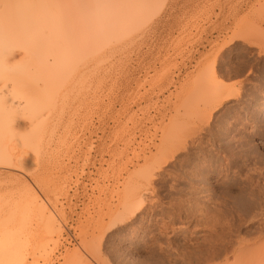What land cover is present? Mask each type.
I'll return each mask as SVG.
<instances>
[{
  "label": "rangeland",
  "instance_id": "rangeland-1",
  "mask_svg": "<svg viewBox=\"0 0 264 264\" xmlns=\"http://www.w3.org/2000/svg\"><path fill=\"white\" fill-rule=\"evenodd\" d=\"M142 1L134 0L139 20L114 34L86 19L82 37L70 30L81 27L77 19L64 25L68 39L54 29L59 44L67 40L59 47L70 77H54L56 92L38 102L49 126L30 143L20 121L26 145L15 140L13 152L23 154L0 166V228L29 236L26 264H264V0ZM213 88L232 95L216 107ZM183 138L187 153L145 186L141 173ZM201 151L214 153L204 161ZM129 195L145 199L130 217ZM43 209L61 223L53 237L42 227ZM43 244L47 253L37 251Z\"/></svg>",
  "mask_w": 264,
  "mask_h": 264
},
{
  "label": "bare ground",
  "instance_id": "bare-ground-1",
  "mask_svg": "<svg viewBox=\"0 0 264 264\" xmlns=\"http://www.w3.org/2000/svg\"><path fill=\"white\" fill-rule=\"evenodd\" d=\"M131 1V2H130ZM142 1V0H141ZM126 2L132 7L128 6L126 4ZM138 2H140V0H138ZM143 2V1H142ZM134 0H0V81L1 85H0V166L2 165H13L16 160L17 157H19L20 155L23 154V151L21 153L18 154V156H16L13 152V150L16 147V144L18 143H14L15 140L20 141L18 136L20 134V125L22 123H20V121L23 119L27 122V127H29V131L28 134H26V136H23L24 138L26 137L27 140L25 142H29L31 141V139L33 138L34 135L39 134L40 132L42 133V130L44 131L45 128H47L49 126V118H44L42 120H40V115H39V110H38V102L39 101H45V100H49V97L51 95L52 97V93L56 92L54 90L53 87V83H57L55 81L58 80L59 77L64 76L63 74H67V72L65 73V67H67L68 65L65 64L66 61V45H67V40L65 41L64 39H62L61 37V44L58 43L57 38L62 34L56 35L55 33H53L54 29H57V25L60 27L59 29L63 32V35L65 36L64 38H66V34L70 33L71 31H75L77 32L76 34H78L79 37H82L85 35L84 29L83 27L80 25L81 21L84 19H86V22L89 21H94L100 24V27H98L97 29H102L104 31H102V33L105 32V29H107L106 32H109L108 30H113V33L116 31H118L119 29L127 26L125 23H130L131 19H133L134 17H136V19L139 20V17H141L140 15L142 14L138 12V14L136 13L137 10V6H135ZM135 6V7H134ZM129 10V11H128ZM133 13V14H132ZM134 15V16H133ZM138 17V18H137ZM81 18V19H80ZM129 18V19H128ZM76 20L79 21L77 22L78 26L81 27H72L71 25H69L70 23L72 24V20ZM80 19V20H79ZM83 20L82 23H84L85 21ZM104 20V21H103ZM71 21V22H70ZM69 24H66V23ZM104 22V24H103ZM109 22L110 25L106 24ZM76 23V21H75ZM75 23H73L72 25H76ZM79 23V24H78ZM81 23V24H82ZM135 23V21H134ZM68 25L69 27L71 26V31L68 32L66 31L67 29L64 28V25ZM123 24V25H122ZM132 25V23H130ZM103 25V26H102ZM109 26V27H108ZM116 26V27H114ZM122 26V27H120ZM130 26V25H128ZM102 27V28H101ZM104 27V28H103ZM118 27V28H117ZM79 31L83 30V32H79L77 31L78 29ZM74 29V30H72ZM110 30V33L112 32ZM79 32V33H78ZM98 34V31H96ZM52 33L56 36H53ZM66 33V34H65ZM84 33V34H82ZM94 33V31H93ZM92 36H95L97 34H94ZM63 35H61L63 37ZM91 35V34H90ZM58 36V37H57ZM57 37V38H56ZM57 41L56 43L54 42L55 40ZM68 39V38H66ZM60 40V39H59ZM63 40V41H62ZM55 47H54V45ZM62 42L64 44H62ZM58 43V44H57ZM65 49H61L63 48ZM262 45V44H261ZM58 46V49H57ZM61 48H60V47ZM56 48V50L54 49ZM60 48V51H59ZM261 49L264 50V48L261 47ZM20 50H22V52L24 53L23 55V60H21V62L19 63H15L12 60H14L15 56L20 52ZM62 50V51H61ZM64 50V51H63ZM68 52V50H66ZM77 52V51H76ZM87 52V51H86ZM79 53V51H78ZM88 53V52H87ZM70 54V53H69ZM68 55V53H67ZM72 55V53H71ZM79 55V54H76ZM75 55V56H76ZM19 57V56H18ZM40 57V58H39ZM77 57V56H76ZM86 57V56H85ZM38 58V59H37ZM53 61H52V59ZM72 58V57H71ZM71 58H68L70 60H72ZM84 58V56H83ZM82 61V59H81ZM68 64V63H67ZM65 67H63V66ZM215 65V62H214ZM73 66V65H71ZM70 66V67H71ZM214 67V66H213ZM212 67V69H213ZM69 68V67H68ZM73 68V67H72ZM215 68V67H214ZM74 69V68H73ZM70 70V72H73V70H71L70 68L68 69ZM67 70V71H68ZM62 75H61V74ZM60 74V76L58 75ZM57 75L59 77H57ZM70 73L67 74V76H69ZM66 76V77H67ZM57 78V80L55 78ZM70 77V76H69ZM68 77V78H69ZM72 77V75H71ZM62 78V77H61ZM65 79V76L63 77ZM55 79V81H54ZM63 79V80H64ZM62 80V79H60ZM60 82V81H59ZM66 82V80H65ZM65 82H62L63 84ZM62 84V85H63ZM60 85V84H59ZM62 86H57V88L61 89ZM216 87V86H215ZM52 89L54 91H52ZM59 89V90H60ZM224 89V88H223ZM230 89V88H228ZM57 90V89H56ZM196 90V89H195ZM198 90V87H197ZM216 90H218L217 88H213L212 92H213V102H215L216 107H220L226 100H228L232 95L230 93L231 90H228L229 93H227V90H223L227 91L222 93V91H218L216 92ZM222 90V89H221ZM58 91V90H57ZM199 91V90H198ZM196 92V91H195ZM199 94V92H196ZM216 93V94H215ZM227 93V94H225ZM201 94V93H200ZM199 94V95H200ZM204 94V93H203ZM230 94V95H229ZM235 94V93H234ZM233 94V95H234ZM238 93H236L237 95ZM196 95V94H195ZM203 95H200V97ZM196 97V96H195ZM45 99V100H44ZM46 102V101H45ZM45 102H42L43 104ZM48 102V101H47ZM239 102V101H238ZM49 103V102H48ZM212 103V101H211ZM50 104V103H49ZM208 104V103H207ZM45 105V104H44ZM224 105V104H223ZM197 108V107H196ZM40 109V108H39ZM209 114L210 112L207 111ZM206 112V113H207ZM203 113V112H202ZM201 113V114H202ZM205 114V113H204ZM212 114V113H211ZM210 114V115H211ZM209 115L208 119L211 120V116ZM200 116V114H199ZM203 116V115H202ZM204 116H208V115H204ZM197 117V116H196ZM201 117V116H200ZM217 117V116H216ZM214 118V117H213ZM204 119V118H203ZM223 119V118H222ZM22 120V121H23ZM207 120V118H206ZM209 120L207 121V123L209 122ZM218 120V118H217ZM216 120V121H217ZM203 121V120H202ZM213 121V120H212ZM201 122V121H200ZM211 124V123H210ZM208 126V125H207ZM213 125H211L212 127ZM229 126V125H228ZM210 127V126H208ZM217 127V126H216ZM230 127V126H229ZM234 127V126H231ZM193 128V127H192ZM197 128V127H196ZM200 129V127H198ZM197 128V129H198ZM204 130V127H202ZM207 128V127H206ZM205 128V129H206ZM222 128V127H221ZM195 129V128H194ZM211 129V128H210ZM217 129V128H216ZM215 129V132L216 131ZM230 129V128H229ZM182 130V129H181ZM192 130V129H191ZM183 131V130H182ZM195 131V130H193ZM200 131V130H199ZM198 131V134L201 132ZM206 131V130H205ZM203 131V132H205ZM210 131H214L213 129ZM224 131V130H223ZM229 131V130H228ZM232 131V130H231ZM188 132V131H187ZM221 132V131H220ZM193 132H191L192 135ZM195 133V132H194ZM197 133V132H196ZM211 133V132H210ZM226 133V131H225ZM185 134V133H184ZM183 134V135H184ZM208 134V133H207ZM218 136V133H215ZM214 132L210 135H215ZM228 134V133H227ZM196 135V134H195ZM193 135V136H195ZM202 135V134H201ZM246 135V134H245ZM22 136V135H21ZM189 136V135H188ZM185 136V137H188ZM216 136V137H217ZM220 136V134H219ZM227 139V135H225ZM231 136V135H230ZM230 141H231V136ZM235 136V135H234ZM22 137V138H23ZM37 137V136H35ZM34 137V138H35ZM184 137V138H185ZM202 137V136H201ZM199 137V138H201ZM206 137V136H204ZM215 137V136H214ZM213 137V138H214ZM223 137V136H220ZM219 137V138H220ZM237 137V136H236ZM235 137V138H236ZM21 138V140H22ZM29 138V139H28ZM183 138V139H184ZM190 138V136L188 137ZM194 138V137H193ZM191 138V139H193ZM207 138V137H206ZM197 139V138H196ZM202 139V138H201ZM209 140V138H207ZM211 139V138H210ZM247 139V138H246ZM245 139V140H246ZM195 140V139H194ZM216 140V139H215ZM220 140V139H219ZM218 140V141H219ZM233 140V139H232ZM236 140V139H235ZM234 140V142H235ZM238 140V138H237ZM245 140H243L244 142L242 143V145L244 146V143L247 145V143L249 142H245ZM24 141V139H23ZM180 141V140H179ZM200 141L203 142V140H199L198 144L200 143ZM224 141V140H222ZM227 141V140H226ZM229 141V142H230ZM240 141V140H238ZM21 142V141H20ZM21 142V145L23 144L24 146L26 145V143ZM178 142V141H177ZM177 142L174 143L175 146H172V148L174 147V149L172 150H164L166 152L163 151V153L160 155V157H158L156 159V161L153 163V165H149L150 168H146V170H144L141 173V179L143 180V182L145 183V186H150L152 184V182L154 181V179H156L157 177V172L161 171L162 168L169 162L172 160L173 162V158L179 156L177 155L180 152H184L185 150L187 151V146L189 145L188 140L184 139L181 142L178 143ZM195 142V143H197ZM214 142V141H213ZM225 142V141H224ZM232 142V141H231ZM241 142V141H240ZM28 143V144H29ZM193 143V142H192ZM208 143V142H206ZM226 143V142H225ZM223 143V144H225ZM238 143V142H237ZM236 143V145H237ZM216 144V143H215ZM221 144V143H220ZM233 144V143H232ZM235 144V143H234ZM22 145V146H23ZM202 145V144H201ZM211 145V144H210ZM219 145V144H218ZM230 145V143H229ZM235 145V146H236ZM245 145V146H246ZM190 146V145H189ZM192 146V145H191ZM190 146V147H191ZM200 146V145H199ZM203 146V145H202ZM212 146V145H211ZM211 146L209 149H211ZM233 146V147H235ZM241 146V145H240ZM249 146V145H248ZM189 147V148H190ZM195 147V146H194ZM213 147V146H212ZM221 147V146H220ZM218 147V148H220ZM238 147V146H237ZM242 147V146H241ZM198 148V147H197ZM196 148V151L198 152ZM215 148V147H214ZM244 148V147H243ZM241 148V149H243ZM170 149V148H169ZM206 149V148H205ZM234 149V148H233ZM233 149L232 152L230 150L231 153H233ZM200 150V148H199ZM204 150V147L203 149ZM207 150V149H206ZM215 151L217 149H214ZM211 150V151H214ZM238 150V149H237ZM236 149L234 151H237ZM244 150V149H243ZM242 150V151H243ZM247 150V149H246ZM15 151V150H14ZM185 151V152H186ZM209 151V150H208ZM210 151V153H211ZM25 152V150H24ZM221 152V151H219ZM227 152V149H226ZM225 152V153H226ZM247 152V151H246ZM246 152L244 153V155H246ZM187 153V152H186ZM214 153V152H213ZM213 153L209 154V153H205L203 151L200 152V154H198L197 158L198 159H204L205 161V157H207L206 155H208V157L212 156ZM222 153V152H221ZM220 153V154H221ZM240 153V150H239ZM37 154V153H36ZM195 154V153H194ZM219 154V155H220ZM223 154V153H222ZM236 154V153H233ZM238 154V151H237ZM236 154V156H238ZM242 154V152H241ZM250 154V153H249ZM177 155V156H176ZM217 156V152L215 154ZM214 155V156H215ZM218 155V156H219ZM225 155V154H224ZM231 155V154H230ZM192 156V155H191ZM202 158H201V157ZM215 156V158H216ZM217 156V157H218ZM232 156V155H231ZM235 156V155H234ZM225 157V156H224ZM223 157V158H224ZM242 157V156H241ZM240 157V159H241ZM246 157V156H245ZM220 158V157H219ZM228 158V157H227ZM239 158V157H238ZM247 158V157H246ZM245 158V160H246ZM212 159V158H211ZM230 159V156L229 158ZM232 159V158H231ZM235 159V158H234ZM239 159V160H240ZM175 160V159H174ZM179 160V159H178ZM181 160V159H180ZM213 160V159H212ZM218 160V159H217ZM237 160V157H236ZM242 160V159H241ZM219 161V160H218ZM223 161V160H222ZM244 161V159L242 160ZM201 162V161H200ZM203 162V161H202ZM215 162V161H214ZM229 162V160H228ZM195 163V162H194ZM210 163V160H209ZM217 163V161H216ZM219 163V162H218ZM221 163V162H220ZM219 163V164H220ZM223 163V162H222ZM231 163V162H230ZM208 164V163H206ZM205 164V165H206ZM225 164V163H224ZM236 164V163H234ZM170 165V163H169ZM183 165V163H182ZM195 165V164H194ZM210 165V164H209ZM212 165V164H211ZM217 165V164H216ZM228 165V164H227ZM237 165V164H236ZM242 165V164H241ZM240 165V166H241ZM199 166V165H198ZM222 166V165H221ZM219 165V167H221ZM233 166V164H232ZM243 166V165H242ZM210 167V166H209ZM212 167V166H211ZM210 167V168H211ZM217 167V166H216ZM225 167V166H224ZM230 167V166H228ZM197 168V166H196ZM215 168V164L214 167ZM236 168V167H235ZM235 168H233L235 170ZM245 168V166H244ZM199 169V168H197ZM205 169V168H204ZM216 169V168H215ZM214 169V171H215ZM232 169V168H231ZM230 169V170H231ZM259 169V168H258ZM203 170V169H202ZM227 170V169H226ZM242 170V169H241ZM198 171V170H197ZM219 173L222 172V167L221 170H218ZM217 171V172H218ZM237 171V170H236ZM239 171V170H238ZM237 171V174H238ZM244 171V170H243ZM248 171V170H247ZM246 174H249L247 173ZM257 171V170H256ZM260 171V170H258ZM204 172V171H203ZM226 172V171H225ZM235 172V171H234ZM240 172V171H239ZM254 172V171H253ZM264 172V171H262ZM202 173V172H199ZM233 173V172H232ZM242 175V171L240 172ZM239 173V174H240ZM252 174V172H250ZM159 174V172H158ZM203 174V173H202ZM211 174V173H210ZM240 174V175H241ZM254 176H256L255 174L257 173H253ZM190 175V174H189ZM206 175V174H203ZM219 175V174H216ZM229 175V173H228ZM236 175V174H235ZM258 175H261L260 172ZM160 176V174L158 175ZM215 176V175H214ZM227 176V175H226ZM230 176V175H229ZM232 176V175H231ZM230 176V177H231ZM203 177V176H201ZM235 177V176H233ZM238 178L240 176H237ZM260 177V176H259ZM204 178V177H203ZM217 178V177H216ZM220 178V177H219ZM232 178V177H231ZM245 178V177H244ZM243 180L245 181V179L248 181L249 178H245ZM254 178V177H253ZM252 178V179H253ZM264 178V177H263ZM262 178V179H263ZM206 179V178H204ZM234 179V178H233ZM242 179V177L240 178ZM256 179V178H254ZM260 179V178H259ZM160 180V179H159ZM237 180V179H236ZM251 179H249L250 181ZM261 180V179H260ZM205 181V180H204ZM253 181H251L252 183ZM259 182V180L257 181ZM216 183V182H215ZM258 184V183H257ZM248 185V184H247ZM259 185V184H258ZM243 186L244 182H243ZM249 186V185H248ZM256 186V185H255ZM262 186V185H261ZM247 187V186H246ZM254 187V186H253ZM257 187V186H256ZM245 188V187H243ZM242 188V189H243ZM252 188V187H249ZM247 189V188H246ZM245 189V192H246ZM253 190V188L251 189V191ZM259 190V189H258ZM30 191V190H29ZM244 193V189L242 190ZM241 191V192H242ZM256 191V190H254ZM139 193V191H137ZM264 192V191H263ZM137 193V194H138ZM242 193V194H243ZM249 195V191L246 192ZM244 193V195L246 194ZM254 192L253 195H255ZM28 194V193H27ZM26 194V195H27ZM241 193L238 194L237 197H239V195H242ZM252 195V194H251ZM250 195V198H252ZM252 195V196H253ZM257 195V194H256ZM33 196V195H32ZM31 196V197H32ZM36 196V195H34ZM130 196V195H129ZM133 196V195H132ZM258 196V195H257ZM256 196V197H257ZM31 197L29 198L30 200ZM127 197V196H126ZM243 197V196H241ZM248 197V196H247ZM255 197V196H254ZM39 198V197H37ZM128 198V197H127ZM246 198V197H245ZM264 198V197H263ZM25 199V198H24ZM256 199V198H254ZM260 199V197H259ZM247 200V199H246ZM27 201V200H26ZM29 201V200H28ZM126 201V200H125ZM249 201H251V199H249ZM35 202V201H34ZM39 202V201H38ZM41 202V201H40ZM242 201H240L241 203ZM245 202V199H244ZM247 202V201H246ZM245 202V203H246ZM252 202V201H251ZM250 202V203H251ZM263 202V201H262ZM27 203V202H26ZM129 203V208H128V214L130 217L135 215L145 204V199H142V196H140V198L137 199L136 196H133L128 199ZM239 203V204H240ZM249 203V202H248ZM247 203V205H248ZM29 204V203H28ZM27 204V205H28ZM40 204V203H39ZM236 204V203H235ZM244 203H241V205L244 207L243 205ZM261 204V203H258ZM256 204V205H258ZM25 205V206H27ZM125 205L126 204L125 202ZM251 205V204H250ZM30 206V205H29ZM28 206V207H29ZM44 206V205H43ZM46 206V205H45ZM260 206V205H259ZM258 206V207H259ZM20 207V205H19ZM22 207V205H21ZM31 207V206H30ZM240 207V206H238ZM246 207V206H245ZM249 207V206H247ZM37 207L33 208L36 209ZM39 209H42L43 207H38ZM37 208V209H38ZM241 208V207H240ZM253 208V206H252ZM256 208V207H254ZM23 209V208H22ZM27 209V208H26ZM32 209V208H31ZM245 209V208H244ZM243 209V210H244ZM29 210V209H28ZM47 210V209H46ZM126 210V208H125ZM17 211V209H16ZM19 211V210H18ZM21 211V210H20ZM40 211V210H39ZM35 212V210H34ZM47 212V211H46ZM44 211V209L42 210V227L45 228V232L49 234V237H53V235L55 234H59L60 229V224L57 222L56 218L54 217L55 215L53 214H48ZM53 212V211H52ZM19 213V212H18ZM28 213V212H26ZM30 213V212H29ZM36 213V212H35ZM54 213V212H53ZM37 214V213H36ZM41 214V213H38ZM47 214V215H46ZM29 216V215H27ZM21 217V216H19ZM39 217V216H38ZM122 218H119L118 221H122L123 219L127 218L123 215H121ZM16 218V217H15ZM14 220V219H13ZM27 220V219H26ZM24 221V220H23ZM28 221V220H27ZM27 221L25 223H27ZM11 222V221H10ZM1 223V222H0ZM9 223V222H8ZM12 223V222H11ZM14 223V222H13ZM20 223V222H19ZM17 223V224H19ZM24 222H22L20 225V227H24V225L27 226V224H25ZM32 223V222H31ZM117 224V223H116ZM17 225V226H19ZM26 226L24 227V229L26 228ZM11 226H7L4 228H0V241L2 240V244H0V264H26V255L24 252V248L27 250V246L30 244H27V237L29 238V236L27 235V237H25L24 239L21 238V236L23 234L20 235V233L18 234L16 231L13 230V226L10 228ZM41 229L43 230L44 228ZM19 228V227H17ZM15 229V228H14ZM22 228H19V232ZM22 233V232H21ZM29 234V233H28ZM46 234V235H48ZM31 235V234H29ZM57 236V235H56ZM44 235H43V239H44ZM30 240V239H28ZM40 241V240H39ZM52 241V240H51ZM54 241V240H53ZM49 242L46 243V246H48ZM27 244V245H26ZM43 244V248H39L38 250H45V252L47 253L46 250V246ZM29 247V246H28ZM36 247V246H35ZM34 247V248H35ZM49 247V246H48ZM213 248V247H212ZM214 250V249H213ZM40 252V251H39ZM37 255V254H36ZM40 255V254H39ZM38 255V256H39ZM37 256V257H38ZM42 257V255H40ZM47 256V255H46ZM33 257V256H32ZM36 258V257H35ZM29 261V260H28ZM32 262V261H31ZM36 264H38L39 262L36 261ZM33 264V263H31Z\"/></svg>",
  "mask_w": 264,
  "mask_h": 264
}]
</instances>
